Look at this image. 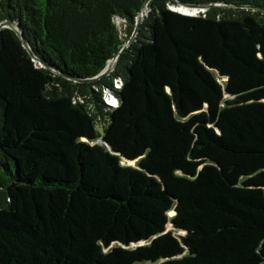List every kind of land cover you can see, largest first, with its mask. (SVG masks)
I'll use <instances>...</instances> for the list:
<instances>
[{
  "label": "trees",
  "instance_id": "trees-1",
  "mask_svg": "<svg viewBox=\"0 0 264 264\" xmlns=\"http://www.w3.org/2000/svg\"><path fill=\"white\" fill-rule=\"evenodd\" d=\"M179 1L89 83L146 0H0V264H264V0Z\"/></svg>",
  "mask_w": 264,
  "mask_h": 264
},
{
  "label": "water",
  "instance_id": "water-1",
  "mask_svg": "<svg viewBox=\"0 0 264 264\" xmlns=\"http://www.w3.org/2000/svg\"><path fill=\"white\" fill-rule=\"evenodd\" d=\"M151 1L152 0H146V2L144 4L141 12L137 16V19H136V27H135V30H134L133 35L131 36V38L126 43H124V45H123L122 49L120 50V52L118 53V55L115 58H113L108 63V65L106 66V68L97 77H95L93 79L86 80L85 82H89V83L97 82V81H99L101 79H104L106 77H109L114 72V70L117 67V64L119 62V59H120L121 55L134 42V40L136 39L137 35L139 34V31H140V28H141L142 23L144 22L145 18L149 15V13H150L149 3ZM172 2L174 3L175 6H177V9L175 10L176 12L181 13L178 10V8L188 11V13H181V14L186 15V16H197L199 14L205 13L210 8L225 6L224 4H186V3H183V2H181L179 0H172ZM226 7H236V6H234V5H227ZM3 29H10V30H12V31H14L16 33V35L18 36V38L22 42L24 48L27 50V52L29 53V55L31 56V58L33 59V61L35 63L39 64L41 67H45V68L51 70L55 74H58V75H61L62 77L67 78L70 81L76 82L74 79H72V78H70L68 76L62 75V74L56 72L53 69H50L45 63H43L42 61H40L36 57V55L34 54V52L32 51V49H31L28 41L26 40V38L24 37L22 31L17 27L16 24L11 23V22H4V23L0 24V42H1V39H2L1 37H2V30Z\"/></svg>",
  "mask_w": 264,
  "mask_h": 264
},
{
  "label": "rangeland",
  "instance_id": "rangeland-1",
  "mask_svg": "<svg viewBox=\"0 0 264 264\" xmlns=\"http://www.w3.org/2000/svg\"><path fill=\"white\" fill-rule=\"evenodd\" d=\"M169 8L171 10L175 11L177 9V6L170 5ZM178 10H179V8H178ZM118 24H119V28H120V31H121V35H122L123 41H124V43H126L125 36H124V27L121 25V22H119V21H118ZM104 99H105L107 104L112 103L111 95L109 93L104 94ZM129 164L132 165V166L134 165V163H129ZM238 181L243 182V181H246V179L244 177H240V178H238Z\"/></svg>",
  "mask_w": 264,
  "mask_h": 264
},
{
  "label": "built area",
  "instance_id": "built-area-1",
  "mask_svg": "<svg viewBox=\"0 0 264 264\" xmlns=\"http://www.w3.org/2000/svg\"><path fill=\"white\" fill-rule=\"evenodd\" d=\"M121 86H122V82L120 80H117L115 82V89L120 90ZM106 93H109L111 95V100H112V103L107 104L105 99H104L106 105H108L111 108H116L119 105L118 99L111 93L110 90L106 89L104 94H106Z\"/></svg>",
  "mask_w": 264,
  "mask_h": 264
},
{
  "label": "bare ground",
  "instance_id": "bare-ground-1",
  "mask_svg": "<svg viewBox=\"0 0 264 264\" xmlns=\"http://www.w3.org/2000/svg\"><path fill=\"white\" fill-rule=\"evenodd\" d=\"M179 11H180L181 13H188V11L183 10V9H179Z\"/></svg>",
  "mask_w": 264,
  "mask_h": 264
}]
</instances>
